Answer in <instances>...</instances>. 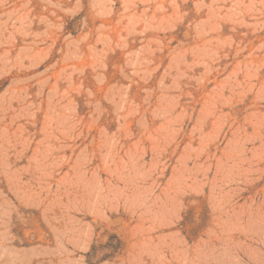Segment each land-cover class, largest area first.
<instances>
[{
  "label": "rangeland",
  "instance_id": "1",
  "mask_svg": "<svg viewBox=\"0 0 264 264\" xmlns=\"http://www.w3.org/2000/svg\"><path fill=\"white\" fill-rule=\"evenodd\" d=\"M0 264H264V0H0Z\"/></svg>",
  "mask_w": 264,
  "mask_h": 264
}]
</instances>
